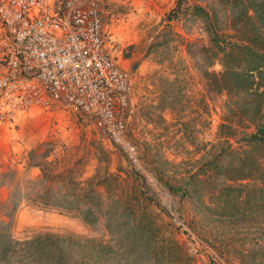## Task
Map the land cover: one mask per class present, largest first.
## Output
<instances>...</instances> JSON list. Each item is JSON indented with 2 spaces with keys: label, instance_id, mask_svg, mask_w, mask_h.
<instances>
[{
  "label": "rangeland",
  "instance_id": "rangeland-1",
  "mask_svg": "<svg viewBox=\"0 0 264 264\" xmlns=\"http://www.w3.org/2000/svg\"><path fill=\"white\" fill-rule=\"evenodd\" d=\"M94 1L108 44L130 75L127 131L139 163L131 164L91 123L62 107L19 113L0 105V226L15 240L52 233L107 242L104 216L90 225L77 210L48 204L55 201L49 190L79 191L91 178L105 194L128 198L137 221L147 214L144 221H156L180 244L184 254L173 264H264L259 176L226 181V196L208 164L219 154L234 161L230 151L246 148V136L255 130L254 124L233 122L235 134L226 137L229 130L219 129L228 123L226 95L204 77L205 70H222L218 47L240 42L228 3ZM40 168L48 171L47 180H38ZM175 216L188 232L173 224Z\"/></svg>",
  "mask_w": 264,
  "mask_h": 264
},
{
  "label": "trees",
  "instance_id": "trees-1",
  "mask_svg": "<svg viewBox=\"0 0 264 264\" xmlns=\"http://www.w3.org/2000/svg\"><path fill=\"white\" fill-rule=\"evenodd\" d=\"M226 2L229 6V24L240 42L218 47L220 49L215 52V56L220 60L222 70H205L204 77L208 85L212 80L215 90L226 95L224 120L228 123H221L219 128L229 130L226 137L234 135L236 131V127H231L230 123L235 122L236 126L243 122L255 125V130L246 136L247 147L241 151H230L236 155L234 161L227 160L221 154L208 161L224 184L221 191L225 190L228 196L226 181L244 180L250 176H259L260 189L264 190V153L257 157L253 153L254 149L264 151V0ZM196 8L204 12L201 7ZM40 170L42 176L38 180H47L48 171L43 168ZM233 172L235 175L231 174ZM59 175L60 172L55 173L51 179ZM62 180H65V176ZM92 180L90 178L87 186L79 191L61 193L49 190L47 193L55 201L48 204L77 210L81 219L90 225H95L98 217L104 216L109 234L107 242L93 237L52 233L15 240L2 224L0 264H136L143 261L145 264H173L174 260L181 261L179 255L184 254L182 247L164 233L156 221H144L148 217L144 213L141 221H137L133 204L128 198L123 199L116 193L105 194L100 189L101 183ZM16 209L17 204H14L12 210Z\"/></svg>",
  "mask_w": 264,
  "mask_h": 264
},
{
  "label": "built area",
  "instance_id": "built-area-1",
  "mask_svg": "<svg viewBox=\"0 0 264 264\" xmlns=\"http://www.w3.org/2000/svg\"><path fill=\"white\" fill-rule=\"evenodd\" d=\"M129 88L94 0H0L1 106L19 113L62 107L137 165ZM172 222L188 232L184 221Z\"/></svg>",
  "mask_w": 264,
  "mask_h": 264
},
{
  "label": "crops",
  "instance_id": "crops-1",
  "mask_svg": "<svg viewBox=\"0 0 264 264\" xmlns=\"http://www.w3.org/2000/svg\"><path fill=\"white\" fill-rule=\"evenodd\" d=\"M4 158H5V154L0 153V161L3 160Z\"/></svg>",
  "mask_w": 264,
  "mask_h": 264
}]
</instances>
